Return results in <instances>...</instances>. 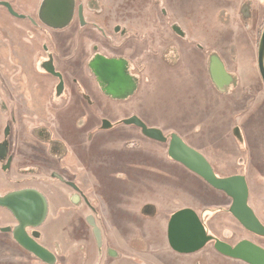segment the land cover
Returning a JSON list of instances; mask_svg holds the SVG:
<instances>
[{"label": "rangeland", "instance_id": "rangeland-1", "mask_svg": "<svg viewBox=\"0 0 264 264\" xmlns=\"http://www.w3.org/2000/svg\"><path fill=\"white\" fill-rule=\"evenodd\" d=\"M14 3L13 7L21 13L34 15L37 11L38 0ZM92 6L109 15V29L119 22H130L138 30L142 26L143 32L144 21L134 13L153 15L146 30L153 36L154 52L144 61L143 83L136 96L121 107L122 112L114 104L101 103L99 113L114 128H99L94 135L83 132L89 121L94 124V119L73 110L55 112L52 109L58 107V98L47 95L39 99L34 91L31 92L37 98L34 109L38 116L15 118L19 119V129L24 126L20 131L29 135L23 140H36L31 129L41 123L47 132H53L55 139L72 148L75 154H67L65 167H69L72 157L85 156L91 169L88 177L80 176L70 182L95 210L93 216L102 232L103 251L111 248L118 256L110 260L103 252L99 255L85 221L91 210L83 202L75 205L70 201L72 191L66 183L50 180L49 173L58 165L44 146L40 154L42 178L37 181V189L48 199L49 212L37 229L40 244L55 255L56 264H245L217 254L212 243L189 256H177L171 251L167 223L173 213L183 208L195 210L210 236L231 245L249 240L264 248V236L246 232L230 215L231 201L225 195L212 190L183 166L168 161L165 146L147 141L134 128L120 126V120L137 114L147 125L166 132L167 137L181 136L212 163L221 177L244 176L248 204L264 226V86L257 69L264 0H96ZM4 17L0 14V26L2 21L4 26L7 24ZM15 23L9 25L32 30ZM171 24L185 33L183 40L172 32ZM17 38L25 42L24 36ZM56 38L58 42L66 39L65 34ZM164 39L166 42L158 43ZM140 51L138 45L137 53ZM168 51L177 56L174 62L164 56ZM212 56L219 58L233 77L232 86L219 90L211 84L208 68ZM54 84L43 78L41 92L49 94ZM96 97L102 100L98 93ZM78 120L84 122L81 131L76 127ZM44 129L39 128L37 134L44 135ZM79 162L83 161H76ZM6 258L7 253L0 249V264H5Z\"/></svg>", "mask_w": 264, "mask_h": 264}, {"label": "flooded vegetation", "instance_id": "flooded-vegetation-1", "mask_svg": "<svg viewBox=\"0 0 264 264\" xmlns=\"http://www.w3.org/2000/svg\"><path fill=\"white\" fill-rule=\"evenodd\" d=\"M45 1L46 0H38L36 13L34 15H27L19 12L15 7H13L16 0H0V14L5 16L4 19L7 23L4 26L2 21V27L0 26V52L4 53L3 56H0V118L4 119L3 122L0 120V176L2 177V182L0 180V196H5L7 194L26 189L40 192L37 189V181H40L42 178L40 154L41 147L44 146L47 155L54 159V163L58 165L56 166L55 171H51L49 173L50 180L66 183V186H68L72 191V195L69 198L70 201L75 205L83 202V204L91 210L92 214L90 215L93 216L95 210L90 205L88 199L75 184L70 182L71 180L80 178V176H82L81 178H84L85 176L88 177L91 169L90 164L85 163V156H81V158L77 155L76 157H72L71 161L68 163L69 167H65L63 161L69 156L67 154H75V151L68 147L65 142L55 139L53 132H47V130L41 126L40 122V126H36L31 129V136H35L36 140L34 139L33 142L29 140H23L25 139V136H28L29 138V135H24V133L20 131L21 127L24 126L22 124L19 129L18 126H20V122L19 125H16L18 124L19 119H16L15 116H38L37 109H34L36 107L34 100H36L38 96L39 99H41L40 97H46L47 95H50L52 99L53 97L58 98V107H54L52 109L55 112L60 111V113H65L69 110H73L78 114H86L84 115L85 117H91L94 119L92 120L94 124L90 125L89 121L83 131L87 135H94L98 133L99 128L106 131L113 129L114 125L108 121L106 122V120L102 118L101 114L99 113V108L101 103H103L104 106L107 104H114L117 107V111L122 112L123 108L121 109V107H126L128 102L133 100V98L136 96L139 84L143 83L141 75L143 74L142 69L145 64L144 61H147L149 57L153 56L154 52L153 36L149 30H146L147 27L152 24L153 15H151V12L141 14L140 11H136L134 13L135 17H138L144 21L143 26L145 31L143 30V32L142 26H139L140 30H138L136 28L137 25H133L130 22H119L114 24V26L109 29L107 28L109 27L107 26L109 24V15L104 13L103 9L99 11L92 6L96 0H57L58 4L60 5V15H63L64 12L69 11L70 16L65 25L60 28H53L44 24L40 19ZM4 4L9 5L16 15L11 14ZM135 8L137 9L136 6ZM162 13L167 16L164 10H162ZM162 13L161 15H163ZM11 20L20 24L22 23L24 26H29L32 28V30H20L13 28L9 24L11 23L13 26H15L17 23L10 22ZM59 22H61V18L57 23ZM170 27L172 32H174V34L180 38V40L185 38V33L182 32L177 25L171 24ZM23 31H26L25 35H21ZM58 34H65L66 39L58 42V39L56 38V35L58 37ZM19 36H24L25 42L21 43L17 38ZM161 39H163V36H161ZM164 42H166V39L160 40L158 43L160 44ZM37 43H40V45H37ZM177 44L179 45L178 41ZM138 45L141 48L140 53H137ZM157 46L158 45H156V47ZM165 46L167 45L164 44L163 47ZM198 48L200 47L198 46ZM97 55H101L105 58H120L127 62L125 76L136 84V89L133 94L129 95L124 100L105 94L103 90L104 85H102L97 80L92 69L90 68L91 62ZM164 56H166V58L172 62H174L175 58H177L175 54H172L169 51ZM212 57H210V59ZM217 59L221 61L219 58ZM47 70H51L52 72ZM146 73L148 74L149 72ZM228 75L231 77V81L228 85L223 86L222 89L232 86L235 82L233 77L230 74ZM43 78L55 83L49 94H43L41 92V83ZM145 79L147 82V76ZM209 79L211 81L210 75ZM60 83L61 87L60 91H58L57 88L59 87ZM211 84L216 88L212 81ZM14 85L17 86L15 87ZM31 91L37 93V98L34 97L35 95ZM96 93L102 97V100L96 97ZM61 99L63 100L62 102H60ZM131 117L138 118L147 128H155L160 130L163 137L166 138V141L158 142L151 140L142 134L139 127L135 125L123 124V120ZM95 119L99 120L95 121ZM86 121L87 120H85V122ZM120 121V126L123 125L125 127L134 128L147 141L165 146L166 159L168 161L170 160L167 155L170 136L167 137L166 132L155 126L147 125V123L137 114H130ZM49 124L50 126L52 125L51 122H49ZM82 124H84V122L78 120L76 127L79 129V131L83 129ZM14 126H17L15 129V134L13 132ZM39 128L45 130L44 135L37 134V130L39 131ZM105 132L103 135H106ZM179 137L183 140L181 136ZM57 141H60L62 144H58L60 142ZM247 145L248 149L251 150L252 142L249 136L247 138ZM193 149L196 150L195 148ZM77 160L83 161L82 164L80 162L77 164ZM209 163L213 168L212 163ZM72 167H75V169ZM214 172L216 174L215 170ZM230 176L232 175L230 174ZM71 177L73 179H71ZM40 193L46 198L42 192ZM46 200L48 202L47 198ZM229 200L231 201V199ZM0 211V223L2 220H9L7 224H0V235H3L0 237V249L2 252L7 253L5 264H37V261L39 260H37V258L30 252L21 247L13 237V231L18 226L14 216L4 208H0ZM193 211L197 214L195 210ZM252 211L255 212L253 209ZM255 216L260 221L256 214ZM2 229H7V231L3 232ZM34 232H36V236L33 235ZM26 233L29 238L40 244V236L37 239V228H27ZM207 234L210 235L208 232ZM211 243L213 244V241L208 242L203 248ZM95 244L99 255H101L103 252L108 258H110V260L116 259L118 256V253L111 248H106L103 251L102 232L100 248H98L96 241ZM130 247L131 250L134 248L132 244H130ZM259 247L263 248L262 246ZM112 250L116 252L115 258L109 256L111 255L110 253ZM171 251L177 256H189L195 254L193 253L185 255L174 252L173 250ZM15 257L17 258L15 259ZM40 263L43 264L42 262Z\"/></svg>", "mask_w": 264, "mask_h": 264}, {"label": "water", "instance_id": "water-1", "mask_svg": "<svg viewBox=\"0 0 264 264\" xmlns=\"http://www.w3.org/2000/svg\"><path fill=\"white\" fill-rule=\"evenodd\" d=\"M8 11L16 15L9 5L4 4ZM60 5L57 0H46L42 9L41 20L53 28H60L67 23L70 12L60 15ZM61 18V22L57 23ZM56 21V22H55ZM127 62L124 59L95 56L90 68L97 80L104 85V92L117 99H126L136 89L135 82L125 76ZM257 69L264 86V29L258 42ZM52 72L51 70H47ZM209 75L217 89H222L231 81L223 63L216 57L210 59ZM61 83L57 88L60 91ZM123 124L135 125L142 134L154 141L165 142L160 130L147 128L138 118L131 117L123 120ZM167 155L170 160L180 164L191 173L202 179L216 191L223 193L229 199L230 215L247 232L264 235V226L255 216L248 204V185L242 175L227 177L217 176L207 159L198 151L189 147L179 136L171 134L168 142ZM0 208L8 210L17 221L18 226L13 231L15 241L30 252L43 264H55L56 257L45 247L29 238L26 229H38L43 225L48 214V202L38 191L26 189L0 196ZM86 223L92 229L93 237L98 248L101 246V232L92 215L86 217ZM3 232L7 229H2ZM36 232L33 233L35 235ZM36 236V235H35ZM40 234L37 230V239ZM167 241L169 247L179 254H193L200 251L208 242L213 241L214 250L227 258L244 262L245 264H264V249L248 240H242L231 246L207 234L206 227L199 216L191 209H181L173 213L167 223ZM109 255L115 258L112 250Z\"/></svg>", "mask_w": 264, "mask_h": 264}, {"label": "crops", "instance_id": "crops-1", "mask_svg": "<svg viewBox=\"0 0 264 264\" xmlns=\"http://www.w3.org/2000/svg\"><path fill=\"white\" fill-rule=\"evenodd\" d=\"M34 104H35V105H37V99H36V100H34Z\"/></svg>", "mask_w": 264, "mask_h": 264}, {"label": "trees", "instance_id": "trees-1", "mask_svg": "<svg viewBox=\"0 0 264 264\" xmlns=\"http://www.w3.org/2000/svg\"><path fill=\"white\" fill-rule=\"evenodd\" d=\"M217 174V173H216ZM217 176H219L218 174H217ZM210 187V186H209ZM211 188V187H210ZM212 190H214L213 188H211ZM216 191V190H215ZM223 194V193H222ZM224 195V194H223ZM227 197V196H226ZM204 224V223H203Z\"/></svg>", "mask_w": 264, "mask_h": 264}]
</instances>
